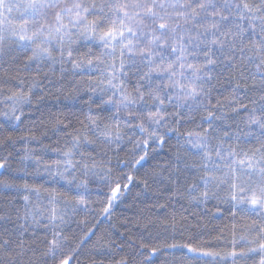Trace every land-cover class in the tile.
<instances>
[{"label": "snow or ice", "instance_id": "snow-or-ice-1", "mask_svg": "<svg viewBox=\"0 0 264 264\" xmlns=\"http://www.w3.org/2000/svg\"><path fill=\"white\" fill-rule=\"evenodd\" d=\"M81 92L98 112L39 108ZM151 159L140 182L166 194L163 217L142 211L139 243L101 234L85 254L95 230L74 221L79 235L68 210L90 207L96 184L110 215ZM0 170V264H105L113 248L131 251L108 264H264V0H0ZM213 200L230 205L228 251L186 236L172 207Z\"/></svg>", "mask_w": 264, "mask_h": 264}, {"label": "trees", "instance_id": "trees-1", "mask_svg": "<svg viewBox=\"0 0 264 264\" xmlns=\"http://www.w3.org/2000/svg\"><path fill=\"white\" fill-rule=\"evenodd\" d=\"M84 49H82L83 51ZM48 69H44L47 71ZM32 74H35V70ZM22 75H26L23 74ZM57 77L60 75L59 70L56 71ZM72 76L69 74L68 80H71ZM79 79V77H76ZM67 82V81H66ZM36 95H40V89H34ZM54 91V90H53ZM75 98H65L61 96L57 99L55 96L46 95L43 101L39 104V108L41 111L47 115L48 111L57 112V110H62L64 115L69 116L74 122L77 117L83 119L84 116L88 113L89 105L94 111H99L97 109V103H91L89 101V96L91 93L81 92L76 95L73 94ZM106 99V97H105ZM35 98L34 104L32 107V111L35 110ZM30 110L28 108L25 109V112L28 113ZM102 116H108L110 113L102 112L100 113ZM40 113H35L36 117H39ZM27 126V122L24 125L20 126V131L16 133V135L25 134L24 129ZM43 131V130H41ZM39 135V132L37 133ZM47 139L43 140L44 145H53L55 146L56 136H53L51 131H48ZM176 139L173 136L165 147L160 151V157H163L166 153L170 151V149L175 145ZM126 144V142H125ZM35 147L36 145H32ZM20 147V145H18ZM131 150V145H127L124 151L120 152L121 158H126L128 152ZM56 154L52 152H47L44 155L45 160L55 159ZM159 159V157L157 158ZM157 162L155 159L149 160L147 163L143 164L142 167L139 168V172L133 171L131 174L134 176V183L129 186L128 190L124 191V194L120 196L118 200L115 201L112 208L110 209V215L102 214V208L104 207V197L102 195H97L95 190L97 185L90 184L89 187L92 189L93 194L90 197L91 206L88 208H77L74 212L69 209V223L70 227L77 231L79 235H83V233H79L77 224L74 221H88V227L94 228L95 235L91 238L89 243L85 246L84 253L87 254L88 250L91 249L92 244L96 241V239L104 234L107 237H110L112 241L116 244H120L125 240H128L131 237V241L139 243L140 234L143 232V228H138L133 221L137 216L141 214L142 211H147L151 209L152 213L155 216L163 217L165 214L164 209L152 207L156 203L164 204L166 200L161 198L157 201L158 195H166L164 193L157 192V184H151V187L147 190L144 189L143 184L140 182L143 179L144 173L149 170L150 165H153ZM13 166H16L15 160L11 162ZM115 163V161H114ZM4 170H0L3 172ZM29 171H32L30 168ZM128 169H124V172H128ZM6 174V173H5ZM41 177H44V174L41 173ZM37 184H44L45 187L55 188L58 191L63 192L69 199L72 198L74 191H69L67 188L62 187L61 184H56L51 181H47L46 178H38L34 181H31ZM126 182V181H125ZM151 183V182H150ZM162 187V186H161ZM107 191V189H105ZM183 207L180 204H176L173 202L172 207L176 209L178 213H182L183 215L188 217L187 227L189 229L188 232L185 233L188 235H199L200 241L203 242V245L206 246L210 244L213 250L216 251H228L230 250L229 244L232 239L231 232V213L228 211L230 205L228 204H220L219 207L221 209L220 212H217L216 205L217 201H209L207 204H189L187 201H182ZM168 212L172 211V208L167 209ZM221 230L223 232L221 236ZM221 238L217 240V237ZM131 249H125L124 252H121L119 249L113 248L110 253H106L103 257H97V259L103 258L105 264H108V261L115 257L119 259L121 256L130 252ZM168 258H171V254H167ZM164 257H158L156 260V264H162Z\"/></svg>", "mask_w": 264, "mask_h": 264}, {"label": "rangeland", "instance_id": "rangeland-1", "mask_svg": "<svg viewBox=\"0 0 264 264\" xmlns=\"http://www.w3.org/2000/svg\"><path fill=\"white\" fill-rule=\"evenodd\" d=\"M114 203H115V202H114ZM114 203H113V204H114Z\"/></svg>", "mask_w": 264, "mask_h": 264}]
</instances>
